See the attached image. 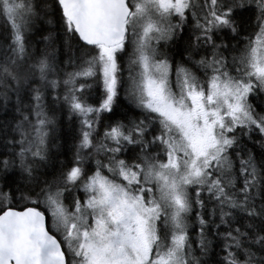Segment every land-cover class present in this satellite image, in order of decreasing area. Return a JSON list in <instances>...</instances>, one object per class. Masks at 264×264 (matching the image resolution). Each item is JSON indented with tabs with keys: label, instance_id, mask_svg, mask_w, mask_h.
<instances>
[{
	"label": "snow or ice",
	"instance_id": "obj_1",
	"mask_svg": "<svg viewBox=\"0 0 264 264\" xmlns=\"http://www.w3.org/2000/svg\"><path fill=\"white\" fill-rule=\"evenodd\" d=\"M0 264H264V0H0Z\"/></svg>",
	"mask_w": 264,
	"mask_h": 264
}]
</instances>
